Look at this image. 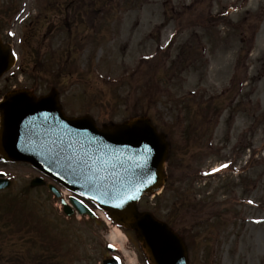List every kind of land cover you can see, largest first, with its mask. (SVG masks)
<instances>
[{
  "label": "rangeland",
  "instance_id": "374dc122",
  "mask_svg": "<svg viewBox=\"0 0 264 264\" xmlns=\"http://www.w3.org/2000/svg\"><path fill=\"white\" fill-rule=\"evenodd\" d=\"M51 2L0 0V38L18 57L0 95L13 85L45 92L53 83L67 114L87 110L99 126L151 116L169 133L173 157L162 192L142 196L138 208L172 213L181 231L196 196L193 264H264V0H103L96 30L82 22L74 31L61 24L64 7ZM95 14L89 8L90 20ZM70 43V70L53 76ZM0 173L12 181L0 201H25L39 218L14 248L23 253L3 255L14 264H101L117 256L106 248L112 225L67 218L45 184L30 185L37 171L2 162ZM126 236L121 263L146 264L134 234Z\"/></svg>",
  "mask_w": 264,
  "mask_h": 264
},
{
  "label": "water",
  "instance_id": "95a60500",
  "mask_svg": "<svg viewBox=\"0 0 264 264\" xmlns=\"http://www.w3.org/2000/svg\"><path fill=\"white\" fill-rule=\"evenodd\" d=\"M11 63L9 48L0 42V75ZM24 98L33 103H22ZM0 111V153L5 158L29 162L97 200L114 220L134 229L152 264H187L182 239L136 210L137 198L157 191L166 179L167 143L146 117L98 130L86 117L66 119L53 94L36 100L26 91L7 94ZM36 183L40 181H32Z\"/></svg>",
  "mask_w": 264,
  "mask_h": 264
},
{
  "label": "bare ground",
  "instance_id": "6f19581e",
  "mask_svg": "<svg viewBox=\"0 0 264 264\" xmlns=\"http://www.w3.org/2000/svg\"><path fill=\"white\" fill-rule=\"evenodd\" d=\"M74 201V199H72ZM102 215V214H101ZM104 217V215H102ZM105 218V217H104ZM108 220V219H107ZM127 236L118 227L114 226L109 234L108 240L113 244H117L122 249L125 247V240ZM119 247V248H120ZM133 260V259H132ZM134 263V260L132 261Z\"/></svg>",
  "mask_w": 264,
  "mask_h": 264
},
{
  "label": "snow or ice",
  "instance_id": "6c2138e0",
  "mask_svg": "<svg viewBox=\"0 0 264 264\" xmlns=\"http://www.w3.org/2000/svg\"><path fill=\"white\" fill-rule=\"evenodd\" d=\"M22 103H24V104H31V103H33L31 100H29V99H27V98H24L22 101H21ZM147 147V146H146ZM221 168H223V167H227V165H221L220 166ZM219 169H213V171H218ZM0 174H3V173H0ZM251 203V202H250Z\"/></svg>",
  "mask_w": 264,
  "mask_h": 264
},
{
  "label": "trees",
  "instance_id": "16d2710c",
  "mask_svg": "<svg viewBox=\"0 0 264 264\" xmlns=\"http://www.w3.org/2000/svg\"><path fill=\"white\" fill-rule=\"evenodd\" d=\"M9 208H7V210H8ZM0 221H1V223H2V226H3V228H5V229H7V227L9 226V224L5 221V219H2V217L0 216ZM8 230V229H7ZM13 230H9V232H12Z\"/></svg>",
  "mask_w": 264,
  "mask_h": 264
},
{
  "label": "flooded vegetation",
  "instance_id": "af4514ba",
  "mask_svg": "<svg viewBox=\"0 0 264 264\" xmlns=\"http://www.w3.org/2000/svg\"><path fill=\"white\" fill-rule=\"evenodd\" d=\"M187 226H188V227H191V224H188Z\"/></svg>",
  "mask_w": 264,
  "mask_h": 264
}]
</instances>
